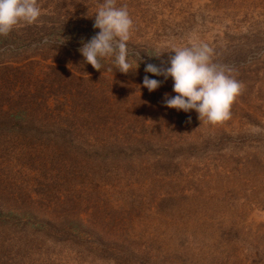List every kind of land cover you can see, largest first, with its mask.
<instances>
[{"label": "rangeland", "instance_id": "obj_1", "mask_svg": "<svg viewBox=\"0 0 264 264\" xmlns=\"http://www.w3.org/2000/svg\"><path fill=\"white\" fill-rule=\"evenodd\" d=\"M37 3L0 35V264H264V0H117L128 74L78 51L103 0ZM193 43L243 84L226 121L144 71Z\"/></svg>", "mask_w": 264, "mask_h": 264}, {"label": "clouds", "instance_id": "obj_2", "mask_svg": "<svg viewBox=\"0 0 264 264\" xmlns=\"http://www.w3.org/2000/svg\"><path fill=\"white\" fill-rule=\"evenodd\" d=\"M41 14L42 9L37 0H0V35H8L22 23L36 22ZM94 16L93 27L99 29V32L87 42H81L78 51L83 62L100 72L101 61L114 56V63L120 73L128 74L133 67L135 73L141 58L140 62L129 59L127 42L131 36L133 20L127 7H118L117 0H103ZM67 39H62L61 44ZM172 52L174 55L169 58L168 67L148 63L144 68L146 73L163 76L164 80L172 78V91L176 95L169 97L165 94L164 105L186 113L194 110L198 119L204 118L209 123L230 119L231 106L241 93L243 84L228 75L223 67L211 62L213 49L207 44L193 43L190 47L174 48ZM161 84L162 81L145 75L142 85L137 87L152 92Z\"/></svg>", "mask_w": 264, "mask_h": 264}]
</instances>
